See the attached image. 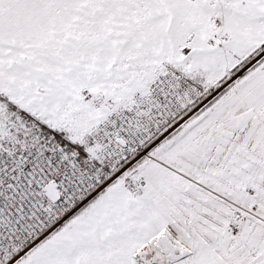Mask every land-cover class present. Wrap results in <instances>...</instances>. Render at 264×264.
<instances>
[{"label":"snow or ice","instance_id":"1","mask_svg":"<svg viewBox=\"0 0 264 264\" xmlns=\"http://www.w3.org/2000/svg\"><path fill=\"white\" fill-rule=\"evenodd\" d=\"M0 264H264V0H0Z\"/></svg>","mask_w":264,"mask_h":264}]
</instances>
